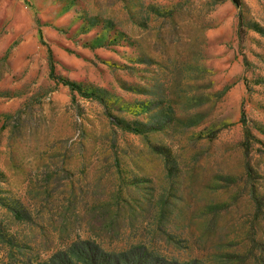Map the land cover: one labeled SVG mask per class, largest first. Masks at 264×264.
<instances>
[{
	"label": "rangeland",
	"instance_id": "374dc122",
	"mask_svg": "<svg viewBox=\"0 0 264 264\" xmlns=\"http://www.w3.org/2000/svg\"><path fill=\"white\" fill-rule=\"evenodd\" d=\"M242 2L0 0V264H264V0Z\"/></svg>",
	"mask_w": 264,
	"mask_h": 264
},
{
	"label": "trees",
	"instance_id": "16d2710c",
	"mask_svg": "<svg viewBox=\"0 0 264 264\" xmlns=\"http://www.w3.org/2000/svg\"><path fill=\"white\" fill-rule=\"evenodd\" d=\"M233 3H234V5L240 10L241 9V7H242V4H243V2H242V0H233ZM40 36L42 37V32L40 31ZM51 71H52V73H51V75H52V77H54L53 75H54V67H53V65H51ZM62 82H63V84L64 85H66V86H69L71 89H73V90H77L78 88L75 86V84H73V83H71V82H69V81H65V80H61ZM248 145V144H247ZM246 144H245V146H247ZM92 255H94L93 257H92V263L93 264H107V261H106V259L104 258V256H106V255H104V254H101V253H94V254H92ZM142 262H139V264H150V261L146 258V257H144V258H142ZM158 260H160V261H154L155 263H157V264H180V263H178V262H174V263H172V262H168V261H166L165 259L164 260H162L161 258H159ZM115 263L116 264H119V261H115ZM155 263H153V264H155ZM134 264V263H133ZM185 264H194V263H185Z\"/></svg>",
	"mask_w": 264,
	"mask_h": 264
}]
</instances>
